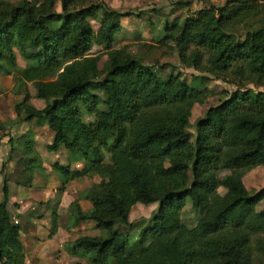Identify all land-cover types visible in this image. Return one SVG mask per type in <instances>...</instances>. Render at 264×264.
<instances>
[{
	"label": "trees",
	"instance_id": "16d2710c",
	"mask_svg": "<svg viewBox=\"0 0 264 264\" xmlns=\"http://www.w3.org/2000/svg\"><path fill=\"white\" fill-rule=\"evenodd\" d=\"M128 14L104 2L0 1V74L12 75L14 91L23 93L15 122L46 125L52 131L46 150L63 147L82 163L51 165L58 196L72 181L100 179L84 195L91 208L83 211L74 199L65 224L69 229L89 221L100 231L78 235L66 251L87 254L92 264H264V208L255 210L264 189L249 193L242 180L264 165V0H225L182 23L164 22L157 43L182 66L235 85L195 120L191 146L193 105L211 95L206 77L186 82L172 71L161 77L128 45L116 48ZM94 44L101 51L91 53ZM30 85L34 97L46 102L42 108L29 101ZM34 136L28 128L7 140L0 168V264H25L3 169L18 153L19 184L31 186L43 165ZM222 171L228 173L220 176ZM155 202L164 211L153 214L152 225L130 243L132 207ZM187 202L201 212L193 227L180 216ZM57 225L54 210L50 235Z\"/></svg>",
	"mask_w": 264,
	"mask_h": 264
},
{
	"label": "rangeland",
	"instance_id": "374dc122",
	"mask_svg": "<svg viewBox=\"0 0 264 264\" xmlns=\"http://www.w3.org/2000/svg\"><path fill=\"white\" fill-rule=\"evenodd\" d=\"M15 3L18 0H0ZM35 4H39L41 0H31ZM181 1L180 4H177ZM104 2L110 8L116 9L120 12L129 13L127 16L121 18V28L116 36L115 47L120 48L124 45H128L129 50L140 56L146 63L152 64L154 69L158 72L161 77H165L169 72L172 71L173 76H180L186 82H191L195 76H204L203 85L211 91V95L201 104L195 103L193 105L190 117V126L187 128L189 133L188 145L191 146L194 138V122L195 120L202 116L204 111L209 107L220 102L224 98L226 93L231 92L235 89V85L222 81L213 77L210 74L199 72L191 67L182 66L176 54L167 50L166 47L157 43L158 37L162 33V28L164 22H176L182 23L186 18L193 15L195 11L202 9L207 6H221L225 3V0H81L82 5H88L90 3ZM188 4H185V3ZM57 11L60 10V4L57 3L55 6ZM90 23L97 27V22L95 18L90 19ZM101 51V47L98 45H93L91 53H97ZM105 61V56L102 57L100 65L103 66ZM18 64L23 66L24 62L18 58ZM15 83V78L8 73L1 72L0 74V149L2 150L1 158L3 161L7 159L9 152V145L7 141L1 140L2 136H19L28 128H32L35 131L34 142L37 152L42 153L48 164H43L42 168L34 172L31 186H22L19 184L23 178L20 167L17 166V161L19 159V154L15 153L12 160H9L3 169V173L7 176L8 182L11 189H17V191H12L13 196L16 198L13 202L21 199L23 201L16 202L19 206H25L24 212L16 218L18 223L21 225V230H25L30 224V219L38 217L39 219L44 216L45 207L44 204L48 205V227L45 229L44 222L42 223L43 229L46 231L44 236L40 239L42 242H48L44 246L47 249L41 251L45 252L46 255H41L40 260L48 259L49 264H57L61 262L62 264H73L75 262H81L83 264H92L88 260L86 254L76 252L75 254H69L65 249V244L70 241L73 236H78L81 234H96L94 226H89L88 223H80L74 228H65V221L67 215V208H65L64 202L61 200L62 194L67 192L68 201L78 199V201L86 200L84 195L86 194L88 188L93 184L99 182V177L94 176L92 178L85 179L81 178L79 180L70 182L66 186L65 191L62 194L56 192L58 186V181L55 174L51 170V164L55 162H60L62 164H70L72 167L80 168L82 163L75 160L74 155L69 153L65 148L61 147L57 152H48L46 150V145L51 140L52 131L46 126H36L33 122H23L16 123L15 119H10V115L14 112V106L21 102L23 99V93L21 91H14L13 86ZM195 84V83H194ZM246 87L252 88L254 90H262L263 87H258L253 84H247ZM30 102L37 108H42L45 106L46 102L44 100L36 99L34 97V88L32 85L29 86ZM5 121V122H3ZM12 121V122H10ZM8 140V139H7ZM4 149V150H3ZM57 153V156H53ZM48 156V157H47ZM43 162V161H42ZM2 167V165H0ZM228 173V171L220 172V176ZM37 179V180H36ZM36 180V183H34ZM243 183L247 188L249 193H255L258 190L264 189V165L253 168L252 170L246 171L242 176ZM179 187L182 183H178ZM48 192V198H43V189ZM36 189L41 192V201H32L29 203V199L33 195L29 192L31 189ZM54 188L55 191L52 189ZM220 193L224 192V189H218ZM46 200V201H44ZM10 202V201H9ZM10 207L13 208V203H9ZM264 208V199L261 200L255 207L258 211ZM51 210L56 211L58 215V228L65 229L64 232L59 236H55L57 243L52 241L53 237L50 235L51 227ZM164 211L163 205L158 202L152 204H142L136 203L129 214V222L132 224L130 229V243L137 240L141 230L152 225L151 216L155 213H162ZM18 215V214H17ZM201 215V212L196 211L191 207L189 202L180 210V216L183 223L188 227L195 226L197 219ZM93 225V224H92ZM56 230V232H57ZM100 231V230H97ZM48 239V240H47ZM56 261V262H54Z\"/></svg>",
	"mask_w": 264,
	"mask_h": 264
},
{
	"label": "crops",
	"instance_id": "0c3cea01",
	"mask_svg": "<svg viewBox=\"0 0 264 264\" xmlns=\"http://www.w3.org/2000/svg\"><path fill=\"white\" fill-rule=\"evenodd\" d=\"M16 117V114H15V111L12 113V116L10 115V119L14 120ZM0 120H3V117L0 118ZM2 122V121H0ZM5 122V121H3ZM12 122V121H10ZM8 137L7 136H2L1 140L3 141H7ZM50 139H52V136L50 137ZM51 141V140H50ZM49 141V142H50ZM4 150V149H3ZM37 150V149H36ZM2 150L0 149V154H1ZM2 155H0V165H2V158H1ZM40 156L42 158V161H43V164H48L45 160V157L43 156L42 153H40ZM53 156H57V153H55ZM48 157V156H47ZM55 162V160L52 162V164ZM51 164V165H52ZM1 168V167H0ZM56 176V175H55ZM57 178V177H56ZM85 179V177L83 178ZM37 180V179H36ZM36 180L34 183H36ZM57 181H58V178H57ZM73 182V181H72ZM70 184V183H69ZM68 184V185H69ZM1 186H2V181H1V175H0V200L2 198V193H1ZM8 188H9V198H10V202L12 203H18L20 201H23L21 199L17 200L16 202H13V200H15L16 198L13 196L12 194V191H14L15 189H11L10 188V185H9V182H8ZM31 189V188H30ZM48 188H44L43 189V198H48V192L47 190ZM54 191L55 189L52 188ZM17 191V189L15 190ZM67 191V190H66ZM64 192L62 194V197H61V200L64 202V205H65V208L68 209V206L69 204L73 201V200H67L65 198H67V192ZM33 197H31L29 199V203L32 202V201H39L42 197L40 196L41 195V192H38V190L36 189H31L29 191ZM41 201V200H40ZM46 201V200H44ZM9 202V203H10ZM16 203V204H17ZM24 203L26 202H23V204H20L21 206L18 205V207L14 206L13 208L10 207L9 205V209L11 210V213L13 215V217L18 220L16 218V216H20L22 212H24V208L25 206L23 207L22 205H24ZM79 204H80V207L83 211H87L91 208V203L88 201V200H83V201H79ZM44 207H45V213H44V216L42 218H38V217H33L30 219V224L27 226V228L25 230H20V234H19V238H20V241L22 243V247H23V253H24V263L25 264H49L48 263V259H44V260H40V257L41 255L43 256L46 255V250L47 249H44V246L47 245L48 242H42L40 239L44 236V234L46 233V231L43 229V226H42V223L44 222V225H45V229L46 228H49L48 227V205L44 204ZM52 212V210H51ZM18 214V215H17ZM20 214V215H19ZM51 214V213H50ZM89 222V221H87ZM87 222H83L84 224L87 223ZM65 224H66V221H65ZM82 224V223H81ZM93 224V225H92ZM89 226H94V223L93 222H89L88 223ZM66 228V226H65ZM71 229V228H69ZM57 230V228H56ZM96 230V229H95ZM65 229L63 228V230L61 228H58L57 232H55L54 234H52L51 236L53 237L52 241L56 242L57 243V240L55 239V236L60 238L59 236L62 234V232H64ZM66 232V231H65ZM98 233V231L96 230V234ZM62 237H63V234H62ZM77 236H73L70 241L74 240ZM48 240V239H47ZM42 249H44L45 252L41 251ZM70 254V253H69ZM56 262V261H54ZM57 264H62L61 262H58ZM64 264H67V263H64ZM71 264V262H70Z\"/></svg>",
	"mask_w": 264,
	"mask_h": 264
}]
</instances>
